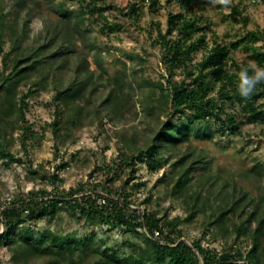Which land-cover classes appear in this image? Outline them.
I'll list each match as a JSON object with an SVG mask.
<instances>
[{
    "label": "trees",
    "instance_id": "trees-1",
    "mask_svg": "<svg viewBox=\"0 0 264 264\" xmlns=\"http://www.w3.org/2000/svg\"><path fill=\"white\" fill-rule=\"evenodd\" d=\"M77 1L78 7L73 8L66 5L64 0H46L55 21L47 22L43 16L44 38L36 45L27 46L24 42L27 38V22L33 17L31 4L38 9L41 0H0L2 158L17 159L9 148L12 139L10 127H21L29 135L34 134L30 125L24 124L25 112L29 97L44 87L46 79H50L54 90V119L50 124L53 135L62 142L67 139L62 130L71 132L70 128L75 127L82 116L80 101L84 97L89 99L99 87L107 90L101 104L115 114L119 113L117 107L125 100L131 82L118 72L96 73L90 69L87 48H95L96 45L89 38L87 21L90 18L99 19L101 31L107 34L120 25L110 20L105 13L110 7L109 0ZM144 1H147L152 12L162 7L168 8L166 29L163 30L158 21L151 22L157 31L155 41L160 48V61L165 73L159 78L142 77L140 80L147 88L143 113L152 133L144 144L138 146L136 137L130 136V144L137 146L136 151L129 155L124 151L121 153L122 162L119 160V163L123 164L118 165L127 166L132 173L136 169V160L150 164L151 168L169 163V153L188 133L198 139H211L216 134L241 133L245 120L264 121V107L257 103L264 96V83L258 84L251 96L241 97L237 90V72L247 64L234 60L228 62L232 46L243 43V47L250 51L249 57L264 67V50L251 46V42L264 38V33L250 30L228 44L216 39L210 20L194 12L198 0ZM120 12L132 20H138L135 3L127 6L124 11L120 9ZM241 15L239 2L232 3L230 16L234 21L242 19L245 24L246 18H241ZM208 33L210 43L206 39ZM77 40L83 42L85 50L76 54L74 74L65 82L58 74L70 62ZM6 41L10 43L8 50L3 49ZM198 50L204 51V54L193 62V55ZM92 57L94 63L104 70L98 52H94ZM229 68H233V71ZM178 71L181 77L175 78ZM103 73L107 76L103 77ZM21 85H28L25 91L19 90ZM236 105L243 112V118L234 109ZM162 115L166 119L161 120ZM187 157V153L180 154L171 163V170L182 168L174 179L173 191L176 193H182L186 188L193 169L205 167L200 156L184 166ZM105 166V171L118 175L115 168ZM262 172L263 166L254 161L241 174L261 177ZM106 179L112 181L113 178L110 176ZM103 188L106 199L103 205L97 204L90 194H85L83 186L71 189L68 195L62 193L48 196L44 192H35L11 200L1 210L0 220L4 228L0 233V243L11 245L17 256L43 258L42 264H264V183L256 196L241 188H234L231 196L224 195L220 213L209 220V224H217V228L223 230V236H226L229 228L224 223L230 218L229 213L236 214L239 221H231L229 233H234L236 238L249 237L250 247L245 253L231 246L221 250L208 248L199 238L188 243L180 237L181 230L176 229L180 221L178 216L163 220L157 212L145 206L143 209L131 208L130 204L134 200L130 198L129 192L106 186ZM90 191L99 194L95 189ZM77 193H84L80 202L75 196ZM194 194L192 192L190 196L194 197ZM148 199L144 198L140 204H146ZM200 199V196H195V208L189 217L195 215L196 207L201 204ZM203 199L209 200V197ZM60 204H64L65 209L72 213L79 211L86 225L123 226L139 235L140 241L126 242L130 249L124 252L104 244L98 237L90 241L81 240L76 230L61 232L50 227L41 230L32 227L30 221H37L44 216L53 217L62 208ZM27 221L25 227L17 230L20 224ZM155 230L158 232L156 237L153 235ZM78 257H82V260L79 261Z\"/></svg>",
    "mask_w": 264,
    "mask_h": 264
},
{
    "label": "rangeland",
    "instance_id": "rangeland-1",
    "mask_svg": "<svg viewBox=\"0 0 264 264\" xmlns=\"http://www.w3.org/2000/svg\"><path fill=\"white\" fill-rule=\"evenodd\" d=\"M64 1L73 8L79 4L77 0ZM237 2L242 12L241 18H246L245 24L242 19L234 21L230 16L231 4ZM109 3L110 7L105 13L110 20L118 22L120 27L107 34L101 31L99 19L90 18L87 21L89 38L96 47L87 48V59L90 69L96 73L118 72L121 77L131 82L125 100L117 107L119 113L115 114L101 104L107 90L99 87L89 99L84 97L80 101L82 116L77 125L70 128L71 132L62 130L63 135L67 137L62 142L60 138H55L50 124L54 119V90L50 79H46L44 87L29 97L25 112L24 124L30 125L34 134L29 135V132L23 131L21 127H10L12 139L9 148L17 159L0 157V217L3 207L21 196H30L35 192H44L48 196L62 193L68 195L71 189L76 190L80 186L86 191L95 189L100 192L105 190L103 186H106L129 192L130 198L134 200V203L130 204L131 208L143 209L145 206L157 212L163 220L178 216L180 221L176 229L181 230L180 237L188 243L199 238L208 248L221 250L231 246L234 250L245 253L250 247L249 237L236 238L234 233H229L232 228L231 221H239L236 214L229 213L230 218L224 223V226L229 228L226 236H223V230L217 228V224H209V220L220 213L224 195L231 196L234 188H241L252 196H256L260 191V186L264 183V121L245 120L241 133L216 134L211 139H198L188 133L169 153V163L151 168L150 164L136 160L134 173L127 166L121 167V153L124 151L129 155L135 152L137 146L144 144L152 133L143 113L147 88L140 80L142 77L159 78L165 73L164 65L160 61V48L155 41L157 31L151 22L158 21L160 27L166 29L168 8L162 7L152 12L144 0H109ZM134 3L139 14L137 21L120 12V9L124 11ZM31 6L33 17L27 22V38L24 42L27 46L36 45L44 38L43 16L47 22L55 21L46 0H41L38 9L34 8L33 4ZM194 12L211 21V29L218 41L231 44L250 30L264 33L262 0H231L228 6L211 3L210 0H198ZM209 36L210 33L206 35V39L210 43ZM9 46V41H6L3 49L8 50ZM251 46L264 50V38L251 42ZM82 50H85L83 42L77 40L70 62L58 74L63 81L67 82L72 78L77 62L76 54ZM94 52H98L104 70L94 63ZM249 52L243 47V43H238L232 46L228 62L234 60L247 64L248 61H254L249 57ZM203 54L204 51H196L193 62ZM1 55L0 51V60ZM1 66L0 62V68ZM229 69L233 71V68ZM106 76L107 74L103 73V77ZM179 77L181 73L178 71L175 78ZM27 86L21 85L19 90L25 91ZM257 103L264 107V96L260 97ZM234 109L238 111L239 117L243 118L240 107L236 105ZM160 119L166 118L162 115ZM130 136L136 137L137 146L130 144ZM184 153L188 154L184 166L200 156L205 167L193 169L186 188L182 193H176L173 191L174 179L182 168L171 170V163L175 157ZM175 154L177 156H173ZM254 161L263 166L261 177L243 176L241 173ZM105 165L115 168L118 175L105 171ZM132 175L134 177H131ZM110 176L112 181L106 179ZM192 192L195 193L194 197L190 196ZM197 195L201 197V204L196 207L195 215L189 217V213L195 208L194 198ZM205 196H208L209 200H204ZM146 197L149 198L148 202L140 204ZM59 206L62 208L58 209L53 217L44 216L37 221H30L32 227L38 230L50 227L61 232L76 230L81 240L90 241L98 237L104 244L124 252L130 249L126 242L140 241L139 235L123 226H89L84 223L79 211L72 213L65 209L64 204ZM27 224L28 221L20 224L17 230ZM3 228L4 224L0 220V233ZM78 260L81 261L82 257H78ZM43 261V258L17 256L11 245L0 243V264H42Z\"/></svg>",
    "mask_w": 264,
    "mask_h": 264
},
{
    "label": "clouds",
    "instance_id": "clouds-1",
    "mask_svg": "<svg viewBox=\"0 0 264 264\" xmlns=\"http://www.w3.org/2000/svg\"><path fill=\"white\" fill-rule=\"evenodd\" d=\"M211 3L228 6L231 0H210ZM237 90L241 97L247 98L253 94L258 84L264 83V67L255 61H248L237 72Z\"/></svg>",
    "mask_w": 264,
    "mask_h": 264
},
{
    "label": "built area",
    "instance_id": "built-area-1",
    "mask_svg": "<svg viewBox=\"0 0 264 264\" xmlns=\"http://www.w3.org/2000/svg\"><path fill=\"white\" fill-rule=\"evenodd\" d=\"M99 194H96L92 191H85V194H90L97 202V204L99 205H103L106 203V199H105V193L103 191H97ZM84 193H78L75 196L78 198V201H81V196L84 195ZM155 237L158 236V232L155 230L154 234Z\"/></svg>",
    "mask_w": 264,
    "mask_h": 264
}]
</instances>
